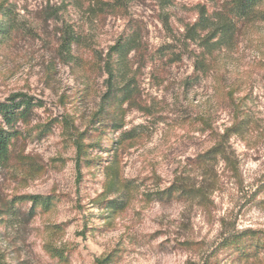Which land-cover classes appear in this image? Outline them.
<instances>
[{
    "label": "rangeland",
    "instance_id": "rangeland-1",
    "mask_svg": "<svg viewBox=\"0 0 264 264\" xmlns=\"http://www.w3.org/2000/svg\"><path fill=\"white\" fill-rule=\"evenodd\" d=\"M111 1L0 0L20 14L0 36V102H32L0 170L4 262L230 264L215 254L226 238L264 232V18L237 22L236 40L198 81L190 79L201 43L187 30L203 10L233 15V0H129L125 10ZM68 26L83 36L70 63L61 48ZM132 34L140 51L119 64L137 89L122 103L107 98L105 64ZM240 120L246 129L227 144L232 162H200ZM81 133L89 147L79 167ZM113 165L122 184L109 193ZM177 184L201 195H160ZM29 196L52 206L33 209ZM114 199L123 209L104 208ZM236 264H264V255Z\"/></svg>",
    "mask_w": 264,
    "mask_h": 264
},
{
    "label": "trees",
    "instance_id": "trees-1",
    "mask_svg": "<svg viewBox=\"0 0 264 264\" xmlns=\"http://www.w3.org/2000/svg\"><path fill=\"white\" fill-rule=\"evenodd\" d=\"M129 0H112L106 5L112 9L125 10L127 9ZM264 0H233V7L228 11H221V14L212 17L203 10L198 21L191 25L187 30L185 38L192 42L200 41L201 52L197 54L195 62V72L190 80H200L209 75L212 69L213 62L211 56L224 45L233 43L236 40V31L238 28L237 22L247 21L249 19L264 18V12L259 9V6ZM230 15V16H229ZM20 14L15 10V6L6 5L5 2L0 3V36L6 37L18 28ZM83 40V36L77 33L73 27L68 26L63 35L62 54L64 60L70 63L76 60L74 56V49ZM140 40L135 34L130 35L121 43H118L112 48L108 56L105 70L109 75V93L107 98L120 100L122 103L132 101L137 86L134 84V78H128V67L120 62L127 59L130 52L140 51ZM32 116V102L28 96L17 94L12 96L6 102H0V170L7 168L13 159V143L19 136V131L16 130L18 123H27ZM244 121H237L233 128L228 129L222 140L218 142L211 150L206 152L199 159L200 162H216L218 159L224 162H232L233 153L228 147V141L234 134L242 133L246 129ZM95 129V128H94ZM96 132L101 129L96 128ZM129 133V132H128ZM128 133L123 134L125 137ZM76 149H77V164L80 167L83 159L88 154L87 146L84 144L85 134L76 135ZM116 162V161H115ZM111 173V181L108 192L113 193L120 188L122 181L119 177V171L115 165L109 167ZM264 188V187H263ZM202 192V191H201ZM161 196L167 194L168 197H192L194 198L200 190H193L186 188L181 184L172 186L165 192H160ZM203 193V192H202ZM29 200L33 203V209L42 205L45 209H50L52 206L51 197L29 196L23 200ZM114 199L107 202L104 208L111 212L123 209L125 203ZM222 253L224 258L230 264H236L243 261H257L264 255V232L260 230H247L242 233L233 234L226 238L217 248L215 254ZM216 256V255H214ZM111 258L105 260H97V264H110ZM0 264H6L0 252Z\"/></svg>",
    "mask_w": 264,
    "mask_h": 264
}]
</instances>
